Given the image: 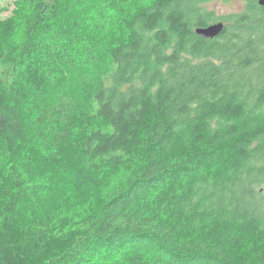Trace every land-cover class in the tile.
Masks as SVG:
<instances>
[{"label":"trees","instance_id":"16d2710c","mask_svg":"<svg viewBox=\"0 0 264 264\" xmlns=\"http://www.w3.org/2000/svg\"><path fill=\"white\" fill-rule=\"evenodd\" d=\"M213 1L150 0L100 55L103 0L0 17V264H264V6ZM63 58L94 60L80 93L47 92Z\"/></svg>","mask_w":264,"mask_h":264},{"label":"rangeland","instance_id":"374dc122","mask_svg":"<svg viewBox=\"0 0 264 264\" xmlns=\"http://www.w3.org/2000/svg\"><path fill=\"white\" fill-rule=\"evenodd\" d=\"M19 0H0V17L6 18L12 15L14 8L18 5ZM150 0H128L126 2H121L119 9L113 10L108 5L110 0H103V2L93 6L91 10L82 14L87 15V21L85 23L86 29L84 36L85 42L82 45H79L80 48L85 46H91L95 48L97 55L102 54L98 40L101 37L107 38L109 34H114L116 37V42H119L121 39H124L121 20L126 16L130 10H135L139 6L147 4ZM243 0H216L208 4L209 8H212L216 15L220 16L227 14L232 11H239L243 8ZM83 6V5H82ZM98 34V38L97 37ZM108 42V41H106ZM71 57V56H70ZM78 65L73 60L62 59L54 68H51V72H54L55 75L52 77V81L49 86L46 88L48 93H60L64 89V77L70 73V85L67 86V93H80L84 80L86 78V73L91 68L95 66L94 60L89 63V66L85 70H78ZM10 73V74H9ZM0 75L9 79L11 75L10 69L6 68L4 65H0ZM49 83V82H48ZM54 185V184H53ZM60 185V190L65 187H68L67 182H63ZM59 191V189H58ZM51 189L50 192L45 193L44 188L39 189V194L37 195V207L41 208L42 204L54 200L53 194L58 193ZM68 195L71 194L70 191L67 192ZM35 209L34 204L32 205Z\"/></svg>","mask_w":264,"mask_h":264},{"label":"water","instance_id":"95a60500","mask_svg":"<svg viewBox=\"0 0 264 264\" xmlns=\"http://www.w3.org/2000/svg\"><path fill=\"white\" fill-rule=\"evenodd\" d=\"M257 3L261 6H264V0H257ZM224 27L222 21L213 22L203 27H197L195 32L202 37L213 38L218 35Z\"/></svg>","mask_w":264,"mask_h":264},{"label":"bare ground","instance_id":"6f19581e","mask_svg":"<svg viewBox=\"0 0 264 264\" xmlns=\"http://www.w3.org/2000/svg\"><path fill=\"white\" fill-rule=\"evenodd\" d=\"M223 30V29H222Z\"/></svg>","mask_w":264,"mask_h":264}]
</instances>
